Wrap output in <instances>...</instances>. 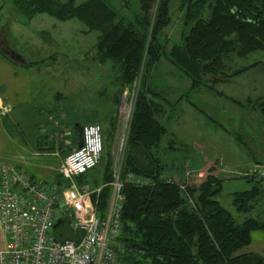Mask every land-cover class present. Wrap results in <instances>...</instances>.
<instances>
[{
  "label": "trees",
  "instance_id": "16d2710c",
  "mask_svg": "<svg viewBox=\"0 0 264 264\" xmlns=\"http://www.w3.org/2000/svg\"><path fill=\"white\" fill-rule=\"evenodd\" d=\"M6 1L17 16L28 20L45 13L61 21L76 19L84 25L85 33L96 31L94 60L98 64L110 62L120 89L136 88L120 172L122 176L134 173L148 184L125 183L121 188L122 233L117 242L122 249H118L114 264H264L259 254L242 252L251 243L252 232H264L263 183L246 174L252 164L264 162H252L238 174L250 184L248 189L232 193V206L244 216L242 221L217 200L223 183L217 174L210 171L186 185L173 177L164 178L163 163L155 154L168 133L160 120L161 104L172 109L175 103L169 99L170 87L164 88L153 79L158 63L165 58L173 71L184 75L189 90L205 87L219 94L215 88L218 83L261 66L263 63L256 61L231 73L223 71L224 58L264 52V0H178L182 32L179 42L169 48L162 31L171 23L173 0H137V6L130 10L115 6L114 0ZM0 55L9 60L20 56L3 48ZM245 102L248 104L250 98ZM254 104L251 108L258 109L264 119V101ZM193 108L199 110L194 105ZM83 126L75 123L79 130L75 140ZM101 132L103 154L99 164L77 181H88L91 187L104 184L98 198H92L104 211L113 173L108 139L114 136L115 128L111 126L108 136ZM45 137L46 134L42 139ZM44 140L43 145L56 149L53 139ZM37 145L43 146L40 142ZM169 148H174L172 141ZM64 151L60 145L62 156ZM256 210L259 211L254 216ZM55 238L73 240L77 234L58 227Z\"/></svg>",
  "mask_w": 264,
  "mask_h": 264
},
{
  "label": "rangeland",
  "instance_id": "374dc122",
  "mask_svg": "<svg viewBox=\"0 0 264 264\" xmlns=\"http://www.w3.org/2000/svg\"><path fill=\"white\" fill-rule=\"evenodd\" d=\"M114 5L130 10L137 0H114ZM9 7L6 0H0V48H12L27 67L0 55V161L21 164L35 178L52 180L62 153L43 145L44 139H53L64 150L63 136L75 141L79 131L75 123L90 119L107 136L114 126V136L108 140L113 169L119 171L129 129L126 119H130L136 88L120 89L110 62L94 60L96 31L85 33L78 20L61 21L45 13L28 20ZM182 25L180 3L173 0L171 23L162 31L167 48L179 42ZM256 61L264 64V52L243 58L231 55L224 58L223 71L231 73ZM263 64L218 83L219 94L205 87L189 90L184 75L173 71L165 58L153 78L156 84L170 87L169 99L175 103L172 109L161 104L160 120L168 133L155 154L163 163V177L186 185L210 171L219 175L223 183L217 200L239 220L244 216L232 206V193L246 190L250 184L238 174L245 172L247 161L264 162V119L258 109L251 108L254 102L264 101ZM44 134L47 137L42 139ZM38 142L43 146L39 148ZM198 169L201 174L194 176ZM0 236L3 239L1 231ZM260 241L264 245V238Z\"/></svg>",
  "mask_w": 264,
  "mask_h": 264
},
{
  "label": "built area",
  "instance_id": "2783aa9c",
  "mask_svg": "<svg viewBox=\"0 0 264 264\" xmlns=\"http://www.w3.org/2000/svg\"><path fill=\"white\" fill-rule=\"evenodd\" d=\"M61 144L66 153L52 180L32 177L21 164L0 161V231L4 239L0 264H114L122 249L117 242L122 233L121 188L125 183L140 186L148 181L131 172L122 176L120 169H113L108 203L100 211L92 198H98L104 184L91 187L88 181H77L95 169L102 157L100 127L85 125L77 140L63 136ZM246 174L262 181L264 193V163L252 164ZM58 227L76 233L77 238L56 240Z\"/></svg>",
  "mask_w": 264,
  "mask_h": 264
},
{
  "label": "crops",
  "instance_id": "0c3cea01",
  "mask_svg": "<svg viewBox=\"0 0 264 264\" xmlns=\"http://www.w3.org/2000/svg\"><path fill=\"white\" fill-rule=\"evenodd\" d=\"M11 50H12V48H11ZM17 54V53H16ZM18 55H20V54H18ZM21 57V56H20ZM9 60V59H8ZM9 62L10 63H12V64H15V65H21V66H23L24 67V63H16V62H13V61H11V60H9ZM241 106V105H240ZM92 123H94L92 120H84L83 122H80V125H93ZM244 159H240V161H243ZM251 163L250 162H248L247 161V167H249V165H250ZM27 170H28V168H27ZM246 170V169H245ZM201 171L202 170H200V169H198V171H197V173H195V174H197V175H199V174H201ZM244 171V170H243ZM28 173L30 174V175H32V177H34V175L28 170ZM192 176V175H191ZM219 176V175H218ZM231 204H232V201H231ZM261 206H263V205H260V207ZM234 216V215H233ZM235 217V216H234ZM238 221H242V220H239V219H237ZM264 233L263 232H261V231H254V232H252V239H251V243L246 247V248H244L243 250H242V252H252V253H257V254H259L260 256H262V257H264V245H261V244H259L261 241H260V239L261 238H264V235H263ZM254 237H256L257 239H256V241H255V243H254ZM264 242V241H263ZM3 246H4V241H3V239H1V236H0V249L1 248H3Z\"/></svg>",
  "mask_w": 264,
  "mask_h": 264
},
{
  "label": "water",
  "instance_id": "95a60500",
  "mask_svg": "<svg viewBox=\"0 0 264 264\" xmlns=\"http://www.w3.org/2000/svg\"><path fill=\"white\" fill-rule=\"evenodd\" d=\"M11 59H13V58H11ZM11 61L16 62V63H23L24 60L20 56H15V58ZM58 223H59V221H57V224Z\"/></svg>",
  "mask_w": 264,
  "mask_h": 264
}]
</instances>
